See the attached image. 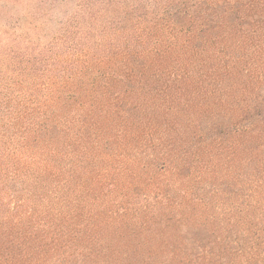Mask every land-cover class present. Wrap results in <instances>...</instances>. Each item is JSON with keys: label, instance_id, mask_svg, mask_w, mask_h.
Here are the masks:
<instances>
[{"label": "rangeland", "instance_id": "obj_1", "mask_svg": "<svg viewBox=\"0 0 264 264\" xmlns=\"http://www.w3.org/2000/svg\"><path fill=\"white\" fill-rule=\"evenodd\" d=\"M195 9L145 18L112 50L107 30L72 36L71 56L32 68L7 60L2 32L27 38L18 24L32 9L0 0V82L34 103L76 97L29 105L36 123L58 113L48 131L27 119L8 131L41 169L20 168L0 193V264H264V45L232 49L250 43L248 29L201 33ZM49 17L45 39L18 43L19 54L54 51L43 46L61 14ZM64 80L66 93L53 84ZM5 94L8 116L18 103Z\"/></svg>", "mask_w": 264, "mask_h": 264}, {"label": "trees", "instance_id": "obj_2", "mask_svg": "<svg viewBox=\"0 0 264 264\" xmlns=\"http://www.w3.org/2000/svg\"><path fill=\"white\" fill-rule=\"evenodd\" d=\"M3 2L7 5H20L21 7H29L32 9L27 12L24 20H20L19 24L18 22L16 23L22 33L27 35V38L24 40H22V38H14L16 35L15 33H10L6 30L2 31L3 35L7 38L9 45L8 47L4 46L7 49V60L22 59L23 63L25 62L32 65V68H35L41 60L54 59L55 61H58L71 56L70 49H76L75 46L77 45L74 43L75 39H72V36H78L82 39L83 35L95 32L97 29L107 30V35H105L104 38L107 41L106 45H109L112 50L114 48L112 45H115V41L117 40L116 35H119L120 38L126 35L128 38L125 40H133L134 36H136L140 30H143L138 28L143 26L144 23H148L147 20H144L145 18L149 17L150 19H153L152 21H164V18L160 19L161 16H166V14L169 15L172 11H179L182 13V21H184L187 16L190 15L191 7H195V12L203 15V17L197 21L201 33L217 32L220 36L222 33L221 31H231L239 35L243 29H248V31L255 34L254 37L241 38L249 39L250 43L247 45L245 44L246 41L242 40L239 41L241 42L239 45L238 43H232L233 46L231 48L248 50L249 46L255 47L256 42H259V45H264V0H3ZM30 5L33 6L31 7ZM63 5H69V11L64 9ZM56 12H60L61 19L56 23H52L54 26L53 28L58 31L60 36H58V38L52 37V40L55 41L43 46L54 47V51L47 52L39 46V48L36 49L37 51L30 55L19 54L17 52L18 50H16L18 43L31 46L36 45L33 38H35V40L36 38L39 40L45 39L46 28L48 30L47 21L51 20L49 16ZM9 19L7 20L8 23L10 22ZM2 21L3 20L1 19L0 23ZM24 23L26 26L23 25ZM35 23H37V25H35ZM192 23H194V21H192ZM161 24L163 23L161 22ZM175 24L176 23H173V25ZM0 25L2 27V23ZM41 25L44 27L42 33L39 32ZM173 25L171 22H168L165 28L174 30L175 27H172ZM5 26L9 27L7 23H5ZM56 26H59L60 29ZM86 29H88V31H86ZM139 38L141 37L138 36L136 40ZM214 40L215 39L208 41L212 42ZM60 42L61 45H58ZM95 43L99 45V43L102 42L100 40L95 41ZM65 44H70L71 47H69V50L62 52L64 48L61 49L60 47H63ZM87 44L88 43L85 45L87 46ZM212 44L214 43L212 42ZM227 49H229V47H227ZM243 55L245 56V53ZM243 55H235L233 58L243 61ZM98 61L102 63V61ZM72 65L74 67L76 64L74 63ZM6 69L8 70L9 66ZM11 73L13 74L15 71L13 70ZM16 78L17 77L14 79ZM10 79L13 80L12 77ZM15 83L16 81L10 83L0 82V90L3 92L5 91V95H8V91H10V94L5 96V98H9L8 103H18L17 106L19 107L17 108V106H15L14 109L9 107L11 111L8 116L0 114V193H6L4 187L7 185L8 179L12 178L14 174L16 175V172L20 168L26 169L31 173L41 169L35 158L28 155L31 150L28 142L23 146L22 143L12 139L13 137H8L9 129H22L25 120L27 119L31 120L27 121L29 124L35 123L36 126L38 125L41 131H48V121L51 124H56L58 122L56 119L58 113L53 111L48 115L43 112V115H45L43 119L47 118V123H36L39 121L37 116L38 114H41V111L40 113L30 111L31 109L36 108H30L29 105H36L37 108L42 109L44 106H47L46 104L56 102L62 105L61 107L64 109L70 105L71 100H76V97L71 95L70 92L69 97L64 98L58 95V91H53L51 95L45 97L46 99L48 98L49 101L36 99L35 103L32 101L29 102L30 99L23 95L12 94L14 89L13 86L16 85ZM68 83L69 82H66L65 80L62 83H59L58 81L53 82L57 89H64L63 93H66ZM95 83L96 81L93 82V84ZM3 97L0 98V108H2L4 104ZM21 99L25 100V102L23 103ZM5 120H7V122ZM52 167L44 165V170L51 173V175H57L58 171H55L54 167L51 169Z\"/></svg>", "mask_w": 264, "mask_h": 264}]
</instances>
